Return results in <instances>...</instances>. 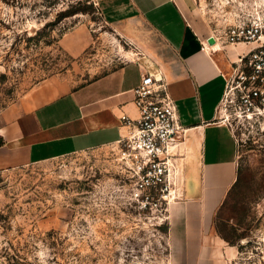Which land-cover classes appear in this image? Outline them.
Wrapping results in <instances>:
<instances>
[{"label":"rangeland","instance_id":"rangeland-1","mask_svg":"<svg viewBox=\"0 0 264 264\" xmlns=\"http://www.w3.org/2000/svg\"><path fill=\"white\" fill-rule=\"evenodd\" d=\"M190 1L209 34L264 21V0ZM81 28L94 44L74 56L62 41ZM260 43L264 33L241 53L243 44L220 41L229 79L220 116L234 133L238 164L215 220L235 248L229 264H264V80H250L248 57H240ZM129 49L95 0H0V126L45 80L80 86ZM244 83L261 91L251 111L240 102ZM117 153L106 146L0 171V264H170L168 224L131 200Z\"/></svg>","mask_w":264,"mask_h":264},{"label":"crops","instance_id":"crops-1","mask_svg":"<svg viewBox=\"0 0 264 264\" xmlns=\"http://www.w3.org/2000/svg\"><path fill=\"white\" fill-rule=\"evenodd\" d=\"M95 1L128 57L77 87L51 78L33 88L0 126V171L115 145L128 132L122 116L139 117L134 89L151 73L167 83L183 126L185 196L171 208L170 264H229L235 248L215 226L238 181L235 136L220 116L229 81L222 45L209 44L190 0ZM62 42L79 56L94 38L81 28Z\"/></svg>","mask_w":264,"mask_h":264},{"label":"built area","instance_id":"built-area-1","mask_svg":"<svg viewBox=\"0 0 264 264\" xmlns=\"http://www.w3.org/2000/svg\"><path fill=\"white\" fill-rule=\"evenodd\" d=\"M263 33L264 21L259 19L250 25L230 26L223 34H213V37L216 44L224 39L232 45L247 47L261 42ZM240 57L242 60L248 57L250 80H264V43L250 48ZM243 85L240 102L251 111L261 91L254 85ZM134 93L139 117L122 116L128 132L113 146L118 150L121 170L127 173L131 200L147 216L169 224L173 204L185 196V155L179 139L183 126L177 105L162 78L144 74Z\"/></svg>","mask_w":264,"mask_h":264},{"label":"water","instance_id":"water-1","mask_svg":"<svg viewBox=\"0 0 264 264\" xmlns=\"http://www.w3.org/2000/svg\"><path fill=\"white\" fill-rule=\"evenodd\" d=\"M209 44L214 45L216 43L215 38L212 36L208 39Z\"/></svg>","mask_w":264,"mask_h":264},{"label":"bare ground","instance_id":"bare-ground-1","mask_svg":"<svg viewBox=\"0 0 264 264\" xmlns=\"http://www.w3.org/2000/svg\"><path fill=\"white\" fill-rule=\"evenodd\" d=\"M131 55H132V54H131ZM133 55H134V54H133ZM133 55H132V56H133Z\"/></svg>","mask_w":264,"mask_h":264}]
</instances>
